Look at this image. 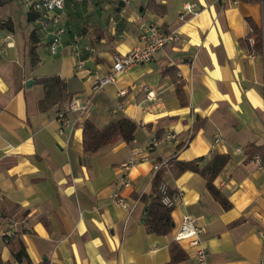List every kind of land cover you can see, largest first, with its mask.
Returning <instances> with one entry per match:
<instances>
[{
    "label": "crops",
    "instance_id": "obj_1",
    "mask_svg": "<svg viewBox=\"0 0 264 264\" xmlns=\"http://www.w3.org/2000/svg\"><path fill=\"white\" fill-rule=\"evenodd\" d=\"M186 3L194 8L180 20ZM26 11L23 20L12 17L14 25L25 21ZM250 22L262 30L264 41V0H66V31L57 54L49 52L50 27L41 15L28 24L39 40L35 69L29 67L27 43L22 54L14 43L0 50L12 51L0 64V264H195L194 249L173 239L185 214L202 230L207 264H264V164L262 156L247 154L249 146L264 148V55L241 45L251 33ZM148 25L175 30L179 40L93 94L95 78L110 68L113 56L128 53ZM5 36L0 34L2 49ZM74 36L80 38L81 69L73 56ZM45 76L64 83L65 97L43 111L38 105L44 91L36 80ZM174 78L183 84L185 106ZM29 80L34 84L26 88ZM118 90L126 91L119 99L122 111L116 108ZM148 92L153 97L147 98ZM72 97L90 100V106L69 114L61 127L57 110ZM122 118L136 125L130 144L117 141L84 153L85 121L101 130ZM166 132L174 139L149 152L150 139L161 140ZM135 151L130 186L124 188L120 165ZM213 152L229 158L213 181L231 205L228 210L212 198L200 175L172 166L201 159L197 164L203 168ZM161 162L168 165L162 181L182 192L166 235L149 234L143 224L152 165ZM116 194L135 204L133 209L116 205ZM7 230L13 233L9 238ZM11 239L22 244L28 261L13 259ZM173 244L184 259L172 261Z\"/></svg>",
    "mask_w": 264,
    "mask_h": 264
},
{
    "label": "built area",
    "instance_id": "obj_2",
    "mask_svg": "<svg viewBox=\"0 0 264 264\" xmlns=\"http://www.w3.org/2000/svg\"><path fill=\"white\" fill-rule=\"evenodd\" d=\"M27 9L36 12L48 19L47 26L50 27L49 36L50 41L48 44V49L50 54L55 55L62 49V38L65 34V28L62 25V13L66 0H21ZM75 3H85L91 4L94 0H71ZM112 1V0H110ZM122 3L127 4L129 0H120ZM221 3H225L227 0H218ZM239 0H232V4H236ZM194 8L193 4H184L183 11L179 14V19L183 20L185 14L191 13ZM45 27V26H44ZM43 27V29H44ZM179 40V34L177 31H162L156 25L145 26L142 32L138 36L137 44L124 55H115L112 59V64L108 70H106L101 76L95 78L92 83L91 91L93 94L103 91L106 87L110 85H115L119 76L125 72H128L133 67L149 63L155 54L160 51L164 46L172 43H176ZM80 38L78 36L73 37V56L76 59V68L81 69L83 66V60L81 59L82 50L79 47ZM3 49L13 47V40L11 35H6L3 38ZM87 52H91L90 48H84ZM125 90H118L116 94L117 98V110L122 111L123 105L119 101L120 98L125 97ZM147 98L153 97L152 92L146 94ZM90 106V100H81L79 97H72L68 100L65 107H61L57 110L56 120L59 122L61 127L67 125V116L69 114H82L88 110ZM174 139V135L170 132H166L161 140L152 137L146 147L150 152L159 146L161 142H169ZM241 153V150H236ZM138 152H133V156L126 162L120 165L122 175L120 177V182L124 188L130 186L128 180V172L130 171L132 165L136 163V155ZM257 163H259L258 157L254 158ZM145 160V159H141ZM162 168L167 169V162L154 163L152 165V173L155 175ZM158 192L161 196V204L167 208L172 209L176 202L182 198V192H173L169 189L166 183L162 182L158 187ZM115 204L125 208L133 209L134 205L130 204L127 200L120 197L119 194L114 196ZM28 227L27 223H23ZM201 228L196 224V220L190 215H183L181 218V223L174 234V241L176 242H186L188 246L194 249V260L195 264H207V254L208 250L203 246L201 241ZM13 235L10 230L4 232V237L9 238ZM262 239L264 240V233H260Z\"/></svg>",
    "mask_w": 264,
    "mask_h": 264
},
{
    "label": "trees",
    "instance_id": "obj_3",
    "mask_svg": "<svg viewBox=\"0 0 264 264\" xmlns=\"http://www.w3.org/2000/svg\"><path fill=\"white\" fill-rule=\"evenodd\" d=\"M12 4L19 5L21 4V0H0V8ZM39 15L40 14L27 9L25 13V22L27 24H31L39 18ZM9 23L11 24L12 22L9 21ZM10 24L6 26V30L11 33L13 31V27L12 25L10 26ZM249 26L251 28V33L245 38L244 41L241 42V45L250 53L264 55V41L262 30L253 25L251 22L249 23ZM249 39H253L252 46L249 45ZM38 44L39 40L36 36V32L35 30H31L28 34L27 39V57L29 60V67L31 71L35 69L39 64V58L36 54V48ZM173 81L175 83V93L177 98L179 99L180 105L185 106L186 101L182 92L183 84L176 78H174ZM36 83L41 85L44 91V98L39 102L38 105L40 110L44 111L51 108L57 103H62V100L65 97V85L58 77H41L36 80ZM196 128L197 127L195 126L194 130H196ZM135 130L136 125L125 118L114 120L101 130L96 129L91 123L85 121L82 124V131L83 135L87 138V141L83 146V151L86 154H95L102 148L113 145L117 141H123L127 144H130L133 140ZM247 154L249 157H252L254 155L262 156V162L264 164V148L249 146V148L247 149ZM228 159V156L213 152L210 155L208 164L203 168H200L197 164L198 160L201 159L189 162H174L172 166L180 173L188 171L200 175L205 180L206 189L212 196V198L217 201L224 210H228L230 209L231 205L213 185L214 179L225 166ZM165 171L166 169L162 168L155 174L152 185V194L149 198L143 199L146 206L143 224L146 232L149 234L166 235L170 232L172 227V221L170 217L171 209H167L161 204V196L158 192V187L163 182L162 175ZM236 224H238V222H235L234 224H232V226ZM8 246L15 261H28L24 247L19 241L11 239L8 242ZM170 252L172 261H179L181 259H184V256L181 255L176 244L171 245Z\"/></svg>",
    "mask_w": 264,
    "mask_h": 264
},
{
    "label": "rangeland",
    "instance_id": "obj_4",
    "mask_svg": "<svg viewBox=\"0 0 264 264\" xmlns=\"http://www.w3.org/2000/svg\"><path fill=\"white\" fill-rule=\"evenodd\" d=\"M22 11H26V7L21 1V4L19 5H9L5 8H0V34L5 35H12L13 43L16 44V49L19 50V52L22 54V48L23 45L27 43L28 34L30 32L31 26L28 25L25 21H21V24L14 25V22L12 21L13 18H19L21 19V13ZM9 16V17H8ZM13 17V18H12ZM12 22L11 24L9 21ZM23 20V19H21ZM16 21V20H15ZM6 24V25H2ZM12 25L13 31L11 34L6 30V26ZM2 46V43H1ZM0 50L2 51V47H0ZM12 51H8L6 53H0V64H4L7 59L11 56ZM20 65V64H19Z\"/></svg>",
    "mask_w": 264,
    "mask_h": 264
},
{
    "label": "water",
    "instance_id": "obj_5",
    "mask_svg": "<svg viewBox=\"0 0 264 264\" xmlns=\"http://www.w3.org/2000/svg\"><path fill=\"white\" fill-rule=\"evenodd\" d=\"M32 84H34V81L33 80H29L25 83V87L26 88H29Z\"/></svg>",
    "mask_w": 264,
    "mask_h": 264
}]
</instances>
